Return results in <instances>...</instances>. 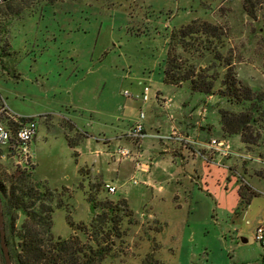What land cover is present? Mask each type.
Segmentation results:
<instances>
[{
	"label": "rangeland",
	"instance_id": "1",
	"mask_svg": "<svg viewBox=\"0 0 264 264\" xmlns=\"http://www.w3.org/2000/svg\"><path fill=\"white\" fill-rule=\"evenodd\" d=\"M10 5L23 13L12 20L3 8L0 15V94L35 124L30 182L54 194L53 236L86 242L80 227L99 212L91 210V196L124 203L129 211L121 239L100 264H264V246L253 237L264 220V119L253 130L257 144L246 146L220 125L221 110L238 113L241 106L190 92L187 83H163L172 32L200 20L218 26L221 39L204 52L193 48L198 38L191 39L186 50L175 47L179 57L196 69L211 65L218 82L229 59L237 81L264 94V0ZM143 85L149 87L144 104ZM257 102L264 108V97ZM141 110L146 135L133 142L124 135ZM172 132V139L162 138ZM213 140L223 144L220 150ZM121 148L132 158L113 156ZM17 169L5 152L0 155V171ZM106 184L116 188L113 194ZM240 185L259 193L248 205L241 204ZM1 206L5 226L9 209Z\"/></svg>",
	"mask_w": 264,
	"mask_h": 264
},
{
	"label": "trees",
	"instance_id": "2",
	"mask_svg": "<svg viewBox=\"0 0 264 264\" xmlns=\"http://www.w3.org/2000/svg\"><path fill=\"white\" fill-rule=\"evenodd\" d=\"M10 1L0 0L2 5H7ZM220 36L218 26L200 20H193L173 31L164 62L163 83L176 87L187 83L190 92L205 96L215 95L233 105L241 106L243 109L238 113L220 111L222 131L228 136H240L241 142L246 146L256 145L258 130H253L256 129L257 123L264 119V108L257 101H262L264 94H258L240 84L229 59L222 64L225 73L218 82L217 75L209 73L211 65L196 69L193 65H187L175 52L176 46H180L182 50H186L190 42L192 43L189 47L193 46V40H189L194 38H198V42L193 46L196 51H210L214 40L219 41ZM3 45L7 47L6 41ZM217 56L215 58L221 62ZM216 83L219 86H216ZM33 168L34 165L19 168L12 173L0 171V200L9 209L4 227L11 263L100 264L111 252L115 240L122 237L120 224L122 218L129 214L125 204L108 200L97 202L90 196L91 210L98 209L99 212L93 215L88 227H80V231L87 236L86 242L79 241L77 236L55 238L51 231L54 210L51 201L54 194L49 189H41L34 182L31 184ZM244 191H247L246 194ZM257 195L258 193L249 191L246 186H239L238 196L242 205L250 204L252 198ZM46 199L50 201L49 204L45 203ZM57 205L62 207L61 201ZM18 214L23 216L19 226L16 225ZM150 264L157 262L152 261Z\"/></svg>",
	"mask_w": 264,
	"mask_h": 264
},
{
	"label": "built area",
	"instance_id": "3",
	"mask_svg": "<svg viewBox=\"0 0 264 264\" xmlns=\"http://www.w3.org/2000/svg\"><path fill=\"white\" fill-rule=\"evenodd\" d=\"M149 87L143 85L142 93L140 96L141 102L144 104L148 101ZM123 96L129 97L130 93L127 91L123 92ZM156 95V100H157ZM163 106H168L169 101L165 98L160 100ZM145 117L144 112H139L138 121L131 126L124 137L133 141L141 142L145 137L144 126L142 121ZM35 124L32 117H24L14 113L6 103V100L0 95V155L4 152L11 157L18 168H28L33 165L32 155L30 152V145L35 137ZM174 133L172 132L168 136H163V139H172ZM213 148L220 150L219 147L223 146L221 142L213 140L211 142ZM218 147V148H217ZM227 148V146H226ZM223 154H226L223 150ZM117 156L119 159H129L132 155L127 149H118L113 156ZM138 153L135 154V158L139 159ZM106 191L108 194H113L116 188L113 185L106 184ZM253 237L256 242L261 246H264V220L259 221L253 230Z\"/></svg>",
	"mask_w": 264,
	"mask_h": 264
},
{
	"label": "water",
	"instance_id": "4",
	"mask_svg": "<svg viewBox=\"0 0 264 264\" xmlns=\"http://www.w3.org/2000/svg\"><path fill=\"white\" fill-rule=\"evenodd\" d=\"M242 242H246V239H243ZM0 248H1L2 255H3L4 263L12 264L10 255H9V250H8V247L5 241V231H4L1 200H0Z\"/></svg>",
	"mask_w": 264,
	"mask_h": 264
},
{
	"label": "crops",
	"instance_id": "5",
	"mask_svg": "<svg viewBox=\"0 0 264 264\" xmlns=\"http://www.w3.org/2000/svg\"><path fill=\"white\" fill-rule=\"evenodd\" d=\"M2 6H3V7L0 8V15H1V12L3 11V8H5L4 11H3V13L6 14L8 17H9V16H10L11 18L13 17L12 20L15 19V16L18 17V16L21 15V13H23L22 11H20L21 9H20V10L17 9V10L14 11V10L12 9L11 5H10V2L7 3V5H2ZM8 20H9V19H8ZM12 20H11V21H12ZM10 24H11V23H10ZM10 24H9V25H10ZM2 26H3V25H2ZM6 27H7V28H6V31H7L9 26L6 25ZM6 33H7V32H6ZM5 36H6V35H5ZM5 36H4V37H5ZM6 44H7V47H6V48H8V47H9L8 38H7V40H6ZM6 51H7V53H9V49H7ZM157 94H159V93H157ZM157 94H156V95H157ZM0 95H1V94H0ZM4 99H5V98H4ZM144 165H145V164L142 163V167H143ZM142 170H143V169H142ZM258 194H259V193H258ZM251 201H252V200H251ZM250 203H251V202H250Z\"/></svg>",
	"mask_w": 264,
	"mask_h": 264
}]
</instances>
